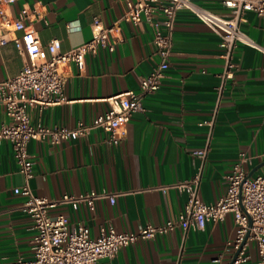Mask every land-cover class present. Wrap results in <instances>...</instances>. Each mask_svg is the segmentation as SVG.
Wrapping results in <instances>:
<instances>
[{
    "label": "crops",
    "instance_id": "0c3cea01",
    "mask_svg": "<svg viewBox=\"0 0 264 264\" xmlns=\"http://www.w3.org/2000/svg\"><path fill=\"white\" fill-rule=\"evenodd\" d=\"M128 0H16L17 15L23 4L40 18L28 22L42 47L59 40L65 51L91 38L90 22L97 16L107 26L120 17ZM217 13L228 10L221 0H194ZM243 32L264 49V14L247 10L240 23ZM151 25L122 22L115 33V48L87 53L84 63L72 65L61 99L47 106L32 105V122L72 127L89 123L105 111L106 98L134 89L158 61ZM221 36L191 11L176 15L169 66L161 87L143 98L144 110L136 111L117 143L108 133L94 129L89 134L60 143L30 140L27 148L34 160L29 180L34 194L57 198L64 193L108 191L117 193L95 199L93 209L80 204L51 208L62 213L70 225L83 223L95 237L102 229L137 231L147 224L174 218L187 200L176 183L200 177L198 194L214 202L226 190V175L245 153L247 174L254 176L264 162V50L239 42L233 49L234 75L220 91L224 68ZM48 55V51H46ZM26 61L13 41L0 45V80L15 75ZM7 118L0 107V123ZM207 147L204 156L194 151ZM23 176L8 140L0 141V264L33 256L35 233L31 217L22 209L25 197L13 192ZM167 186V187H163ZM236 233L232 213L208 222L203 229L181 227L138 239L121 247L101 264H229L235 254L230 243ZM248 258L236 264H255L253 241L246 247ZM233 264V263H232Z\"/></svg>",
    "mask_w": 264,
    "mask_h": 264
},
{
    "label": "built area",
    "instance_id": "2783aa9c",
    "mask_svg": "<svg viewBox=\"0 0 264 264\" xmlns=\"http://www.w3.org/2000/svg\"><path fill=\"white\" fill-rule=\"evenodd\" d=\"M14 1L0 0V45L13 41L25 53L26 61L15 75L0 80V107L7 118L0 123V141L8 140L12 145L13 157L24 179L22 185L13 188V192L25 197L21 207L31 217L35 233L32 239L33 256L30 259L19 258L12 264H101L102 258H113L121 247L138 239L152 238L176 227H181L184 232L203 229L208 222L221 221L228 213H232L236 224L235 237L230 242L237 251L232 263L245 261L249 257L246 247L253 241L257 253L255 264H264V164L257 174L247 177L245 163L250 157L245 153H240L232 165L226 175V190L214 202L207 203L199 197L200 177L196 174L172 185L188 194L182 210L174 218L155 225L147 224L137 231H116L110 226L92 237L85 224L79 222L70 225L65 215L52 214L51 208L69 204L77 209L80 204H86L93 209L95 199L108 197L114 201L117 193H64L57 198L36 195L29 184L34 160L27 148L30 140H47L56 144L85 136L94 129L106 131L108 141L117 143L133 113L145 109V95L161 87L169 66L176 15L182 9L191 11L221 36L220 46L225 61L218 86L221 91L226 81L234 75L232 53L237 43L263 49L243 32L240 23L247 10L263 15L264 0H221L228 10L226 13L214 12L194 0H128L123 13L110 25L105 26L97 16L93 17L90 22L91 38L65 51L59 50V40L56 38L49 41L46 49L42 47L36 31L28 24L41 15L26 4L14 15L11 11ZM143 20L152 27V40L159 59L141 77L136 90L128 89L107 97L109 107L89 123L79 121L67 127L31 121L30 106L52 105L61 99L65 82L72 73V65L80 67L85 55L95 53L99 48L113 51L115 33L120 31L121 23H139ZM207 147L208 144L194 153L204 156Z\"/></svg>",
    "mask_w": 264,
    "mask_h": 264
},
{
    "label": "water",
    "instance_id": "95a60500",
    "mask_svg": "<svg viewBox=\"0 0 264 264\" xmlns=\"http://www.w3.org/2000/svg\"><path fill=\"white\" fill-rule=\"evenodd\" d=\"M263 163H264V162L260 163L258 166L262 165ZM251 174H252V171H250V173L247 174V177L251 176ZM236 254H237V251H235V254H234V256H233V259H234V257L236 256ZM233 259H232V261H231L229 264H232Z\"/></svg>",
    "mask_w": 264,
    "mask_h": 264
}]
</instances>
